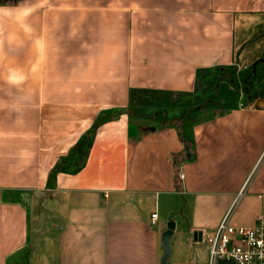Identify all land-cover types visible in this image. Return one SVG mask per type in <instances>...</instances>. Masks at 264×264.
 <instances>
[{
	"label": "crops",
	"instance_id": "crops-1",
	"mask_svg": "<svg viewBox=\"0 0 264 264\" xmlns=\"http://www.w3.org/2000/svg\"><path fill=\"white\" fill-rule=\"evenodd\" d=\"M17 2L0 5V29L19 14L25 46L22 98L0 87V264L27 244L30 264H162L170 220L166 264H209L199 230L225 215L252 225L261 210L264 96L198 115L190 152L172 124L136 129L120 113L96 128L79 168L43 189L56 160L131 90L192 93L198 70L258 61L264 0Z\"/></svg>",
	"mask_w": 264,
	"mask_h": 264
},
{
	"label": "rangeland",
	"instance_id": "rangeland-1",
	"mask_svg": "<svg viewBox=\"0 0 264 264\" xmlns=\"http://www.w3.org/2000/svg\"><path fill=\"white\" fill-rule=\"evenodd\" d=\"M0 5L19 8L22 3L17 2V0H0ZM18 15L9 14L7 20L2 21L4 24L1 26L2 29H0V87L8 89V94H3L2 97L10 98L13 96L15 101L22 98V96L17 95L19 94L17 89L25 86L21 74L16 73L23 69L25 48V46L23 48L24 35H22V32L17 31L22 26L20 23L21 17ZM25 42L27 44L26 47L28 44L31 46V40L26 39ZM37 53L34 56V61H32L33 64L39 59V52ZM32 63L31 65H33ZM260 68L258 69L257 80L247 83V87H245V82L248 75L250 76L249 72L240 76L238 73L240 70L232 66H229V69L227 66H214L201 72L203 77L199 78L197 86L192 93H169L162 90L134 89L130 91V100L126 106L101 110L92 124L98 123L97 125L99 126L105 120L116 118L120 113H124L136 129L138 125L146 123L157 122V124H154L156 126L161 123L164 125L172 124L185 142L186 152H190V149L193 148L190 122L198 119V115L202 114V116L207 117L220 114L230 109L238 101H246L250 96H264V65L260 66ZM212 74L218 76V78L212 83L206 84L205 79ZM3 75L6 77H2ZM222 77L226 79L222 80ZM234 80H236V84H234ZM88 129L82 133L77 141L82 138ZM95 130L96 128L87 137L83 136L84 140L79 150L76 147L72 150L70 148L65 155L60 156L56 160L55 164L48 170L43 191L53 187L60 172H71L80 165L84 157L83 154L86 151L85 149L90 144ZM183 155L180 158L175 156L176 164L183 160ZM180 172L178 171V176ZM47 192L53 193L54 191ZM58 198L60 197L58 196ZM49 205L53 207L54 202H50ZM30 251V246L28 244L25 245L8 257L6 264H30Z\"/></svg>",
	"mask_w": 264,
	"mask_h": 264
},
{
	"label": "built area",
	"instance_id": "built-area-1",
	"mask_svg": "<svg viewBox=\"0 0 264 264\" xmlns=\"http://www.w3.org/2000/svg\"><path fill=\"white\" fill-rule=\"evenodd\" d=\"M181 171L179 177L183 178ZM252 225H236L225 215L212 230H199V241L209 250V264L225 260L232 264H264V196ZM157 211L150 214L155 224Z\"/></svg>",
	"mask_w": 264,
	"mask_h": 264
},
{
	"label": "trees",
	"instance_id": "trees-1",
	"mask_svg": "<svg viewBox=\"0 0 264 264\" xmlns=\"http://www.w3.org/2000/svg\"><path fill=\"white\" fill-rule=\"evenodd\" d=\"M261 64H263L264 65V48H263V53H262V55H261V57H260V59L258 60V61H256L253 65H251V66H249L247 69H245V70H243V71H238V73L240 74V76L242 75V74H245V73H250V76L248 75V78H247V80H246V82H245V87H247V83H252V82H255V80H257L256 79V77H257V73H258V66L259 65H261ZM228 69H229V66H228ZM206 70V69H205ZM204 69L203 70H198L197 72H196V80H195V86H197V81L199 80V78H201V77H203L202 75H201V72H203V71H205ZM239 76V75H238ZM216 78H218V76H216V75H210L209 76V78H207V79H205V83L206 84H209V83H212ZM222 80H225L226 78L225 77H222L221 78ZM234 84H236V80H234ZM256 96H258V95H254V96H250L249 97V99H251V98H253V97H256ZM261 96H263V95H261ZM104 121V120H103ZM98 124V123H97ZM97 124H92V126L88 129V131L83 135V136H85V137H87V135H89V134H91V133H93V130L95 129V128H97ZM82 136V138L79 140V141H77L72 147H71V149L70 150H72V149H74L75 147L79 150V148H80V146L82 145V143H83V140H84V137ZM181 136V135H180ZM88 147H89V145L87 146V148L85 149L86 151H85V153L83 154V159H82V162L80 163V165L77 167V168H79L82 164H83V162H84V159H85V155H86V152H87V150H88ZM76 168V169H77ZM76 169H74V170H76ZM74 170H72V171H74Z\"/></svg>",
	"mask_w": 264,
	"mask_h": 264
},
{
	"label": "water",
	"instance_id": "water-1",
	"mask_svg": "<svg viewBox=\"0 0 264 264\" xmlns=\"http://www.w3.org/2000/svg\"><path fill=\"white\" fill-rule=\"evenodd\" d=\"M166 227L167 228L162 235V242H163V247H164V251H163V255H162V259H161L162 264H166L167 257H168L169 251H170L169 237H170L171 232L174 228V222L171 220L168 221Z\"/></svg>",
	"mask_w": 264,
	"mask_h": 264
}]
</instances>
